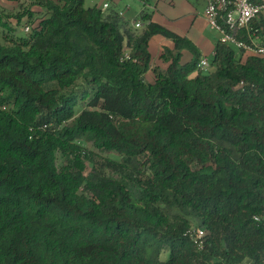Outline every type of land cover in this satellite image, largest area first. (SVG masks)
Instances as JSON below:
<instances>
[{"label":"trees","instance_id":"16d2710c","mask_svg":"<svg viewBox=\"0 0 264 264\" xmlns=\"http://www.w3.org/2000/svg\"><path fill=\"white\" fill-rule=\"evenodd\" d=\"M2 1L0 264H264V59L217 41L202 72L146 10Z\"/></svg>","mask_w":264,"mask_h":264},{"label":"crops","instance_id":"0c3cea01","mask_svg":"<svg viewBox=\"0 0 264 264\" xmlns=\"http://www.w3.org/2000/svg\"><path fill=\"white\" fill-rule=\"evenodd\" d=\"M89 7H100L106 0H88ZM86 0H84L85 4ZM207 0H128L114 2L113 6L118 13L130 20L134 26L136 23L143 28L144 24L134 21L139 14L146 10L153 23L190 41L200 52L201 58L210 60L214 53V45L218 37L209 29L204 18ZM140 28V29H141ZM264 39V37H262ZM261 39V38H260ZM259 36L255 39L260 42ZM151 47V48H150ZM163 48L172 49L173 45L161 37H154L149 43V51L152 55V66L164 68L160 62ZM181 62L188 63L192 56L183 51ZM151 76H148L150 80Z\"/></svg>","mask_w":264,"mask_h":264},{"label":"built area","instance_id":"2783aa9c","mask_svg":"<svg viewBox=\"0 0 264 264\" xmlns=\"http://www.w3.org/2000/svg\"><path fill=\"white\" fill-rule=\"evenodd\" d=\"M128 0H106L101 4L102 11L114 2ZM204 18L209 29L218 37L221 44L228 45L235 50L264 59V0H207ZM256 24V29L253 25ZM135 29L141 25L136 23ZM28 29H25L27 32ZM259 36L260 42L255 40ZM197 69L202 72L209 70V60L201 58ZM257 221V219H255ZM191 240L199 249L203 247L205 231L201 228L189 232Z\"/></svg>","mask_w":264,"mask_h":264},{"label":"rangeland","instance_id":"374dc122","mask_svg":"<svg viewBox=\"0 0 264 264\" xmlns=\"http://www.w3.org/2000/svg\"><path fill=\"white\" fill-rule=\"evenodd\" d=\"M90 5H89V1L86 0L85 2V7L88 8ZM0 10H4L5 12L8 13H11V14H14L17 10V6L15 4H11V3H7V2H4L2 0H0ZM10 22L15 25V22L13 19L10 20ZM26 29V28H25ZM25 29H24V33H25ZM151 48V47H150ZM58 164L60 165L61 164V160L59 159V162ZM194 227H196V225H193Z\"/></svg>","mask_w":264,"mask_h":264}]
</instances>
